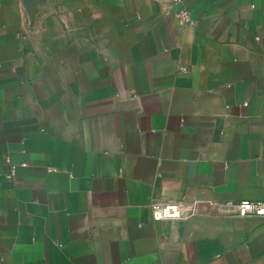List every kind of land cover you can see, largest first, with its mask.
<instances>
[{
  "label": "crops",
  "instance_id": "0c3cea01",
  "mask_svg": "<svg viewBox=\"0 0 264 264\" xmlns=\"http://www.w3.org/2000/svg\"><path fill=\"white\" fill-rule=\"evenodd\" d=\"M183 4L0 0V264H264V0Z\"/></svg>",
  "mask_w": 264,
  "mask_h": 264
},
{
  "label": "built area",
  "instance_id": "2783aa9c",
  "mask_svg": "<svg viewBox=\"0 0 264 264\" xmlns=\"http://www.w3.org/2000/svg\"><path fill=\"white\" fill-rule=\"evenodd\" d=\"M177 7L173 16L180 25L192 23L190 12L183 4V0H170ZM10 163L9 159H6ZM15 166L11 167V175L15 173ZM209 207L214 208L217 214L238 218H259L264 219V202L239 201L236 203H215L209 202ZM154 213L162 219H180L183 215L182 206L177 203H168L163 206L154 207Z\"/></svg>",
  "mask_w": 264,
  "mask_h": 264
}]
</instances>
